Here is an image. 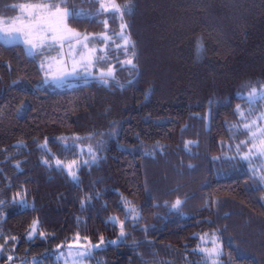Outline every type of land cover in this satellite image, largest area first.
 Listing matches in <instances>:
<instances>
[{
    "label": "trees",
    "instance_id": "1",
    "mask_svg": "<svg viewBox=\"0 0 264 264\" xmlns=\"http://www.w3.org/2000/svg\"><path fill=\"white\" fill-rule=\"evenodd\" d=\"M35 2L61 0H0V16ZM115 4H61L80 33L126 25L132 64L111 76L49 87L22 70V43L0 40V264H59L79 242L90 264H264V181L238 157L250 142L240 111L264 108L249 100L264 86V0Z\"/></svg>",
    "mask_w": 264,
    "mask_h": 264
},
{
    "label": "rangeland",
    "instance_id": "2",
    "mask_svg": "<svg viewBox=\"0 0 264 264\" xmlns=\"http://www.w3.org/2000/svg\"><path fill=\"white\" fill-rule=\"evenodd\" d=\"M35 3H24L27 4H39ZM48 3V2H46ZM108 6L109 10H114L111 5L115 0H101ZM70 10V9H68ZM15 15L12 17L2 15L0 16V28L11 27L13 24H18L19 21L16 19L22 15L21 9L19 8ZM7 21V23H5ZM67 27L74 32L78 33V37H74L71 40L63 42V46L56 44L53 47H42L38 49H31L28 45L22 42V37H18L16 41H11L10 39L0 40L6 43L20 42L25 46L27 53L30 57L34 58V54L37 51L41 52L43 56L38 61L30 58L21 67L24 71H30L33 74L41 73L42 77L45 78L47 86L53 88L61 87L64 84L65 78L72 76H111L114 75L117 68L119 67L118 62L124 63V57L121 55L122 45L124 44L123 37L126 36L124 29L120 28L119 31L111 33L107 28L103 32L87 34L80 33L76 31L73 27L69 26L67 23V18L65 20ZM87 36L88 39L83 38ZM107 37V38H106ZM77 39L80 43H77ZM48 43H51L50 41ZM122 46V47H121ZM117 57H121L117 59ZM257 91V96L262 92L264 93V86ZM243 113V125L248 124L251 126V131H249V144L248 149L244 152H239L238 157L240 159L247 160L250 168L253 169L254 173L258 174L260 177L264 176V154L258 151L260 140L264 139V108L258 112V114H253L247 116L244 109L240 111ZM255 121V124L252 122ZM248 129V128H247ZM249 130V129H248ZM252 133H256L253 137ZM255 145V147H254ZM229 157L228 154L224 155ZM230 158V157H229ZM58 159H53L50 163L52 166L61 167V162L57 164ZM202 239L200 250L203 252L204 249L216 248L218 250V255H212L213 261L218 259L221 254V247L218 242V238L214 234H204L200 237ZM215 240V244L213 241ZM208 254V252L205 251ZM82 254V255H81ZM59 257V264H90L88 255V246L83 243H78L76 246H69L64 250H60L57 254ZM12 264V263H8ZM13 264H23L21 262H16ZM29 264V263H24Z\"/></svg>",
    "mask_w": 264,
    "mask_h": 264
},
{
    "label": "snow or ice",
    "instance_id": "3",
    "mask_svg": "<svg viewBox=\"0 0 264 264\" xmlns=\"http://www.w3.org/2000/svg\"><path fill=\"white\" fill-rule=\"evenodd\" d=\"M61 3H39V4H21L14 7H19L21 9L22 15L17 17L16 19L19 21L18 24H13L11 27H2L0 28V38L10 39L11 41H16L18 37H22V42L28 45L31 49H38L42 47H53L56 44H60L63 46V42L71 40L74 37H78L79 34L69 29L65 23V20L69 16L78 15L67 8L61 7ZM101 9L104 11H108L109 8L106 4L101 3ZM111 8L114 9L115 12H120V7L116 4H112ZM123 14L121 13V16ZM7 23V21H5ZM105 26H107V21L104 22ZM126 27V25H121V28ZM107 38V37H106ZM87 40L88 37L85 36L83 38ZM124 44L128 45L130 43L129 38L124 36ZM51 43H48V42ZM77 43H80V40L77 39ZM133 55L135 53L133 52ZM124 63L132 64V59H128L124 61ZM257 96L256 89H253L252 92L249 93V100L251 101L254 97ZM260 98L264 99V93L260 94ZM239 111V106L237 108ZM243 115V113H241ZM255 124V121L252 122ZM245 128H248L251 131V126L245 124ZM253 137L256 136V133H252ZM255 147V145H254ZM262 154H264V139L260 140V145L258 148ZM245 159L248 157L245 156ZM60 162L57 161V164ZM75 163V161L73 162ZM69 174L75 178V172L72 171L71 166H69ZM261 180L264 181V176L261 177ZM181 204L180 200H177L175 204L172 205L173 208L179 207ZM130 211L134 212V209ZM115 217L112 218L113 222H115ZM38 221L33 222V227L30 235L36 232V226ZM121 236L124 233V223L121 222ZM43 234V233H41ZM103 240V238H101ZM215 244V240L213 241ZM203 251L208 252L209 256L218 255V250L214 247L212 249H204ZM82 255V254H81ZM11 259V257L9 258Z\"/></svg>",
    "mask_w": 264,
    "mask_h": 264
}]
</instances>
